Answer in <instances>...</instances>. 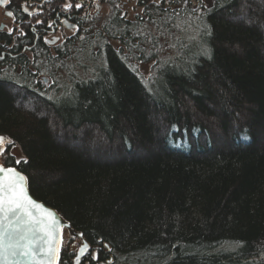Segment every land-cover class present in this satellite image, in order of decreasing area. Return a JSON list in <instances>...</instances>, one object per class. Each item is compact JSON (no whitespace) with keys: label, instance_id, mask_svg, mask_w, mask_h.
<instances>
[{"label":"trees","instance_id":"trees-1","mask_svg":"<svg viewBox=\"0 0 264 264\" xmlns=\"http://www.w3.org/2000/svg\"><path fill=\"white\" fill-rule=\"evenodd\" d=\"M140 8L36 54L51 89L0 80V134L24 156L2 163L83 234L86 264H264V0ZM160 40L175 57L145 78Z\"/></svg>","mask_w":264,"mask_h":264},{"label":"flooded vegetation","instance_id":"flooded-vegetation-1","mask_svg":"<svg viewBox=\"0 0 264 264\" xmlns=\"http://www.w3.org/2000/svg\"><path fill=\"white\" fill-rule=\"evenodd\" d=\"M158 1L165 5L180 0ZM67 3H71L73 7L64 11ZM77 3L82 7L76 8ZM132 3L138 7L144 3L156 5L154 0H7V3L0 0V17L3 20L0 23V80L10 76L15 80L31 82L30 90L36 94L38 86L51 89L53 84H48L51 80L48 78L49 74L43 70L41 71L44 73H37L36 54L47 59L66 58L65 44L84 37L95 24L99 13L91 15V10L97 12L102 7H107L109 11H113L112 6H116L118 16L124 19L122 12ZM25 7L27 12L24 11ZM8 12H12L13 16H8ZM37 20L43 23H37ZM50 23L52 26L48 27ZM10 28L13 30L11 34ZM66 34L69 36L66 37Z\"/></svg>","mask_w":264,"mask_h":264},{"label":"snow or ice","instance_id":"snow-or-ice-1","mask_svg":"<svg viewBox=\"0 0 264 264\" xmlns=\"http://www.w3.org/2000/svg\"><path fill=\"white\" fill-rule=\"evenodd\" d=\"M4 3H7V0H4ZM72 7L71 3H67L64 5V11ZM75 7L81 8L82 5L77 3ZM24 11H28L27 7ZM7 15L11 17L13 13L8 12ZM37 23H43V21L37 20ZM51 26L50 23L48 27ZM12 31L10 28L9 34ZM13 144L10 138L0 136V155H3L7 145ZM20 162L16 161L17 164ZM26 183V177L15 168L0 164V262L2 264H21V262L56 264L62 243L61 225L54 213L44 209L43 205L38 204L28 195ZM88 248L87 243L79 248L77 264H80V258ZM91 258L97 257L93 255Z\"/></svg>","mask_w":264,"mask_h":264},{"label":"rangeland","instance_id":"rangeland-1","mask_svg":"<svg viewBox=\"0 0 264 264\" xmlns=\"http://www.w3.org/2000/svg\"><path fill=\"white\" fill-rule=\"evenodd\" d=\"M208 0H203V3L206 4ZM166 2V1H165ZM163 2L162 1H158V2H155L156 6L160 7V6H168L170 4H165V5H161ZM168 3V1H167ZM209 3H211L209 1ZM171 9L175 10L174 7L172 6ZM143 9L136 6L135 4L132 3L129 4L127 7H125V10H123L122 12V16L124 17V19L128 22H135V20L139 17V18H142L143 17ZM97 14L99 13L98 17H97V20H103L105 19L106 17L110 16L113 11H109L107 7H102V9H100L99 11H95V10H91V15H94V14ZM3 20H2V17H0V23H2ZM175 27V26H173ZM151 30V29H150ZM173 30L172 33H174L176 35V31L174 28L171 29ZM152 31V30H151ZM154 32V31H153ZM69 35L66 34V37H68ZM168 37V36H167ZM167 40V39H166ZM161 42H159V45L156 46L155 50H153L151 47H148L147 50L144 51L145 55H144V60H146L145 62H138V71L144 75V77H148L149 79L151 77L154 76V73H153V70L154 68L156 67V65H158L159 63L157 62V58L155 59V57L153 56L154 55V52H156L157 50H159L157 52V56H159L160 58H174L175 57V52L172 51V50H169L168 48V43L166 42V44L164 43L163 40H160ZM53 74H57L56 72H54ZM48 78H51V80L48 81V84L52 83L54 85V80L52 77H48ZM6 154L8 155H13L15 157V162L17 160L19 161H22V159L24 158L23 154L21 153V150L20 148L13 144V145H7V147L5 148V151L3 153V155H0V164L3 165L2 163V160L1 158L3 156H5ZM66 233V234H65ZM65 234V237H64V242H66V245H68L69 249L72 250V254H73V259H74V256L77 252V244L79 243L78 240H73L69 234L67 232H64ZM92 253V254H91ZM91 256H93L95 253H96V250H92L91 251ZM73 259H72V262H73ZM84 261V260H83ZM82 261L81 264H84V262Z\"/></svg>","mask_w":264,"mask_h":264},{"label":"water","instance_id":"water-1","mask_svg":"<svg viewBox=\"0 0 264 264\" xmlns=\"http://www.w3.org/2000/svg\"><path fill=\"white\" fill-rule=\"evenodd\" d=\"M0 136H4V135H2V134H0ZM4 137H6V136H4ZM7 138V137H6ZM4 167H7V166H5V165H3ZM11 168H15L17 171H18V169L16 168V167H14V166H12ZM19 172V171H18ZM23 176H25V175H23ZM26 177V176H25ZM27 179V178H26ZM26 189H27V193H28V195L33 199V200H35L38 204H41V205H43V208L44 209H47V210H49V211H51L52 213H54L55 214V216H56V218H57V220L59 221V224L61 225V228H60V239H61V241H62V243H61V245H60V250H59V253H58V260L56 261V264H60V261H61V254H62V246H63V242H64V232H67L68 234H69V236L73 239V237H74V239L73 240H78L79 241V243L77 244V247H78V249H77V252H76V254H75V256H74V259H73V262H72V264H77V261H76V257L78 256V255H80V253H79V248L82 246V244H84V243H87L86 241H85V239H84V237L80 234V233H76L73 229H72V226H70V224L68 223V222H66L65 220H64V218L62 217V216H60L58 213H57V211H55V210H53L51 207H49V206H47V205H44L42 202H40V201H38V200H36L35 198H33L31 195H30V192H29V185H28V183H26ZM39 211H41L42 212V210H39ZM88 244V243H87ZM91 246H89V248H88V250L86 251V253L83 255V256H81V258H80V264L82 263V261L84 260V259H86L87 257V255L90 253V251H91ZM112 257H111V259L109 260V261H107V264H112ZM0 264H2V262H0ZM21 264H24V262H21Z\"/></svg>","mask_w":264,"mask_h":264}]
</instances>
